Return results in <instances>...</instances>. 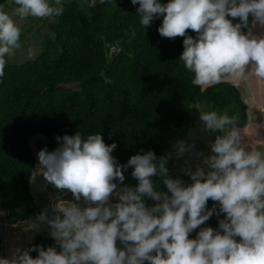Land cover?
Segmentation results:
<instances>
[{
	"label": "clouds",
	"instance_id": "clouds-1",
	"mask_svg": "<svg viewBox=\"0 0 264 264\" xmlns=\"http://www.w3.org/2000/svg\"><path fill=\"white\" fill-rule=\"evenodd\" d=\"M130 2L138 5L144 30L162 17L160 36L184 38L179 60L193 84L264 81V0ZM14 5L11 12L0 5V79L8 57L21 46L14 17L49 18L64 11L61 0H14ZM198 119L201 132L214 137L206 141L208 151L184 140L173 145L176 157L184 158L179 172L190 183L170 174L172 153L157 157L141 148L120 163L112 155L117 143L106 144L102 131L57 136L58 147L37 153V170L57 196L36 221L48 226L55 243L17 248L10 257L0 256V264H264V146L246 141L238 116L226 110L202 106ZM129 169L135 186L125 183ZM68 193L71 199L61 198ZM214 215L217 228L200 227L190 238Z\"/></svg>",
	"mask_w": 264,
	"mask_h": 264
},
{
	"label": "trees",
	"instance_id": "trees-1",
	"mask_svg": "<svg viewBox=\"0 0 264 264\" xmlns=\"http://www.w3.org/2000/svg\"><path fill=\"white\" fill-rule=\"evenodd\" d=\"M61 2L63 14L40 23L41 53L23 63L8 60L0 79V209L10 226L37 215L30 185L37 164L33 145L41 149L47 140L44 148L52 151L57 136L102 131L106 144L117 143L112 155L125 163L141 148L157 157L171 153V140L187 133L202 106L237 115L239 128L248 125V106L235 83L206 88L192 83L179 60L184 38L160 36L162 17L144 30L138 5L130 0H97L94 6L91 0ZM0 5L9 8L8 0ZM174 164L171 157L170 174L190 183L173 172ZM125 176V183L135 186L131 169ZM213 203L209 200L208 207ZM205 223L218 227L215 215ZM54 243L43 232L21 250Z\"/></svg>",
	"mask_w": 264,
	"mask_h": 264
},
{
	"label": "rangeland",
	"instance_id": "rangeland-1",
	"mask_svg": "<svg viewBox=\"0 0 264 264\" xmlns=\"http://www.w3.org/2000/svg\"><path fill=\"white\" fill-rule=\"evenodd\" d=\"M9 8H6V11L11 12L12 9L15 7L14 4H12V0H8ZM17 19V22L19 23L21 27V32L24 34V40L20 41V48L16 49L14 52V55L8 57V60L12 63H23L30 59H34L37 57L43 47L41 45V41L39 39V33H44L45 31L42 28V25L50 19L49 18H43V20H40V18L37 17H28L24 20H19L18 17H14ZM251 20V18H250ZM236 21H234L235 23ZM40 23H43L40 27ZM250 85L252 86V89L250 90L251 94H248L245 86L240 87V83L242 82L243 78L240 80H222V81H230L233 83H237L236 85L240 87V90L242 92V97L246 100H244L247 103V106L249 107L248 117L251 116V114L255 113L258 109L261 108V106H264V81H261L257 78H247L245 77ZM242 85V84H241ZM209 86V85H207ZM207 86H202L203 88H206ZM259 86L261 87V92H259ZM263 92V95H262ZM256 101V102H254ZM264 114V113H263ZM255 117L254 115L252 118ZM254 119V118H253ZM189 127L188 131L185 134V132L178 134L176 137H174L170 142V150L172 153V157L175 160V164L173 167V172L175 174H181L179 172V168L182 166L184 162V158H177L175 155V149L173 145L178 140H184L188 144H195V150H204L205 152L208 151L206 141L210 139H214V137L208 136L206 133L201 132L200 130V121L197 118L190 119L189 121ZM260 122L256 119V121H252L251 117L249 118L248 125L245 128H240L242 135L248 141L252 146H264V144H257V141H264V126L257 128V124ZM186 135L183 137V135ZM32 141V139H31ZM36 141V140H35ZM33 141V143H35ZM47 146V140L44 141V143L41 145V149ZM34 150L36 153H38L41 149H38V146H34ZM188 153H185V158H187ZM37 164H38V157H37ZM37 164L34 168L32 179H31V189L35 196L36 200V212L37 214L40 213L43 209L47 208L50 203L53 202L54 198L57 196V190L46 181V179L43 177L42 173L37 170ZM63 199H71V193H68L67 196H61ZM35 222L36 227L34 229L29 228L31 223ZM15 225V227H13ZM210 226L208 223H204L200 225L197 229H195V232L199 231L200 227H206ZM8 228V230H7ZM215 228V227H213ZM43 232H49V228L45 223L36 221V218H30L25 222L15 221L10 226L8 223V220L6 219L5 215L0 216V256L9 257L8 253H10V256L13 254L15 249L19 248L22 249L23 247L31 244L35 239L36 236L43 233ZM190 238H193L190 234ZM118 246H119V242ZM147 264V262H146Z\"/></svg>",
	"mask_w": 264,
	"mask_h": 264
},
{
	"label": "crops",
	"instance_id": "crops-1",
	"mask_svg": "<svg viewBox=\"0 0 264 264\" xmlns=\"http://www.w3.org/2000/svg\"><path fill=\"white\" fill-rule=\"evenodd\" d=\"M256 31H260V29H257ZM237 84V83H236ZM242 84V85H241ZM244 86H245V89H246V91H247V93L248 94H251L250 93V90L252 89V86L250 85V83H249V81L246 79V78H243V80H242V82L240 83V87H243L244 88ZM239 87V86H238ZM239 87V88H240ZM259 92H261L262 90H261V87L259 86ZM262 95H263V92H262ZM243 98V97H242ZM244 99V98H243ZM245 100V99H244ZM246 101V100H245ZM254 102H256V101H254ZM257 108V111H255V113H253V114H251V119H252V121L254 122V121H256V119L261 123V122H264V106H261V108H259L258 109V106H256ZM248 112H249V107H248ZM255 116V117H253L252 118V116ZM249 117V118H250ZM249 121V120H248ZM195 230L193 231V233L191 234L192 235V237L194 238V236H195ZM8 255H9V257H10V253H8Z\"/></svg>",
	"mask_w": 264,
	"mask_h": 264
}]
</instances>
